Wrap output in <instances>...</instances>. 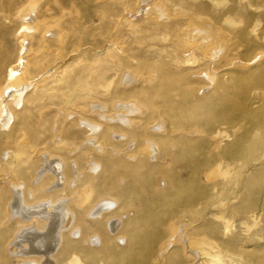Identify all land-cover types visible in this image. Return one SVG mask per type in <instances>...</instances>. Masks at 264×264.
<instances>
[{
    "label": "bare ground",
    "instance_id": "6f19581e",
    "mask_svg": "<svg viewBox=\"0 0 264 264\" xmlns=\"http://www.w3.org/2000/svg\"><path fill=\"white\" fill-rule=\"evenodd\" d=\"M161 2L0 0V264H264V0Z\"/></svg>",
    "mask_w": 264,
    "mask_h": 264
},
{
    "label": "rangeland",
    "instance_id": "374dc122",
    "mask_svg": "<svg viewBox=\"0 0 264 264\" xmlns=\"http://www.w3.org/2000/svg\"><path fill=\"white\" fill-rule=\"evenodd\" d=\"M158 1H159V5L164 4V2L162 4L161 0H158ZM102 17L104 18L105 26L99 27L95 32L89 35L88 36L89 40H95V38H98V33L99 32H101V34L104 33L107 29L106 27L110 29V23H109L110 14L103 15ZM135 23L140 25L141 19L136 18ZM95 25H98V23L96 22ZM261 79H262L261 77H259L258 75H254V74H250L247 76H240V77L232 76L230 81L224 84V87L227 89V92H225L226 100H228L229 102L227 106L230 107L231 112L243 110L242 109L243 106L251 103V100L248 99L247 96L250 93H252L256 87H258V85L261 82ZM244 128H245V125L241 124L240 130L237 133V137L242 133ZM254 171L255 172L253 174L254 175L253 180L249 182V190H253L254 195L256 196L259 195L260 204L264 205V175L261 172H259L257 169H255ZM260 186H262V188H260ZM261 245H264V241L261 243ZM156 253H157V249L156 250H150V249L146 250L145 249L141 254L142 258L145 260V264H151L153 256Z\"/></svg>",
    "mask_w": 264,
    "mask_h": 264
}]
</instances>
